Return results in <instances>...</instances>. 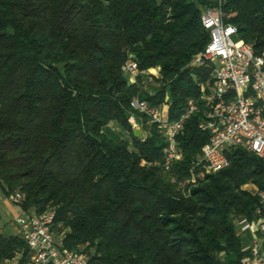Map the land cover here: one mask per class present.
<instances>
[{"label":"trees","instance_id":"obj_1","mask_svg":"<svg viewBox=\"0 0 264 264\" xmlns=\"http://www.w3.org/2000/svg\"><path fill=\"white\" fill-rule=\"evenodd\" d=\"M207 7L263 52L264 0H0V191H20L22 210L51 206L62 247L92 264H240L248 253L237 221L256 216L259 196L245 186L264 188V159L236 146L226 167L191 185L209 140L200 113L169 171L152 164L166 145L158 125L144 118L137 136L128 121L135 97L167 101L174 120L200 96ZM149 76L160 82L152 90ZM113 120L131 140L104 133ZM0 264H36L20 234L0 229Z\"/></svg>","mask_w":264,"mask_h":264},{"label":"built area","instance_id":"obj_2","mask_svg":"<svg viewBox=\"0 0 264 264\" xmlns=\"http://www.w3.org/2000/svg\"><path fill=\"white\" fill-rule=\"evenodd\" d=\"M222 0H218L219 4ZM201 21L209 32V42L203 52L196 55L194 65L208 63L211 79L201 82L200 96L189 97L185 111L178 119L168 116L167 101L153 105L146 99L135 97L128 121L142 131L143 119L156 123L164 135L166 145L161 161L152 164L169 171L183 158L179 135L194 113H200L199 128L209 140L202 146L199 158L193 162L191 175L197 180L216 173L229 164V152L242 146L264 159V50L258 54L253 43L239 37L238 27L225 22L220 7H207ZM130 82L136 80L138 63L129 59L123 66ZM168 96L166 97V100ZM142 164H148L146 160ZM260 199L253 219L243 217L237 221V233L252 232L250 242L243 249L248 253L240 264H264V188L253 190ZM21 204L24 195L17 191L11 196ZM55 210H22L15 218L19 234L25 240L36 264H92L89 259L62 247L61 238L52 230Z\"/></svg>","mask_w":264,"mask_h":264},{"label":"rangeland","instance_id":"obj_3","mask_svg":"<svg viewBox=\"0 0 264 264\" xmlns=\"http://www.w3.org/2000/svg\"><path fill=\"white\" fill-rule=\"evenodd\" d=\"M154 73L158 75V70L156 69ZM211 76L212 75L210 73L208 80L211 79ZM132 82H134V80ZM145 84H146L145 86L147 90H152L153 89L152 87L155 85L156 86L159 85L160 82L156 81V79H153L152 77L149 76L148 79L145 81ZM103 131L110 138H113V139L131 140V137H132L131 133L117 120H113L109 122L107 125H105L103 128ZM146 135H147V132H145L144 130L143 136H146ZM186 182L190 183L191 185H195L197 182V179L193 177L192 175H190ZM13 194L8 196L5 194L4 191H0V228L4 229V231L7 233L19 234V230L15 226L16 223L14 224V220L16 216L22 212V208L20 207L19 204L12 201L11 196ZM48 208L52 209L51 206ZM57 235L59 236V234ZM58 236H56L57 239L59 238Z\"/></svg>","mask_w":264,"mask_h":264},{"label":"crops","instance_id":"obj_4","mask_svg":"<svg viewBox=\"0 0 264 264\" xmlns=\"http://www.w3.org/2000/svg\"><path fill=\"white\" fill-rule=\"evenodd\" d=\"M140 134H142V131H141ZM247 187H248V188H247ZM246 188L249 189V190H254V189H255V185L252 184V183H250V184H247V185H246ZM15 223H16V222H15V220H14V224H15ZM15 226H16V227L18 228V230H19L18 225L15 224ZM0 229H2V228H0ZM2 230L4 231V229H2ZM251 236H252V232H251V231H248L247 233H244V234L241 236V237L243 238V245H244V247L247 246L248 243L250 242Z\"/></svg>","mask_w":264,"mask_h":264},{"label":"water","instance_id":"obj_5","mask_svg":"<svg viewBox=\"0 0 264 264\" xmlns=\"http://www.w3.org/2000/svg\"><path fill=\"white\" fill-rule=\"evenodd\" d=\"M112 89H113V88H112V86H111L109 90L112 91ZM140 133H141V131H140L139 129H136V130H135V135L139 136Z\"/></svg>","mask_w":264,"mask_h":264}]
</instances>
